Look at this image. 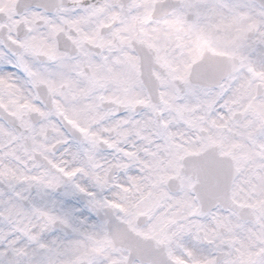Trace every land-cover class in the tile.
<instances>
[{"label": "snow or ice", "instance_id": "obj_1", "mask_svg": "<svg viewBox=\"0 0 264 264\" xmlns=\"http://www.w3.org/2000/svg\"><path fill=\"white\" fill-rule=\"evenodd\" d=\"M0 264H264V0H0Z\"/></svg>", "mask_w": 264, "mask_h": 264}]
</instances>
